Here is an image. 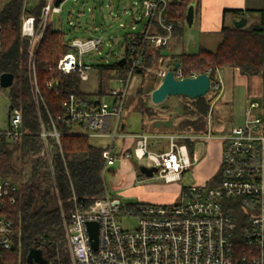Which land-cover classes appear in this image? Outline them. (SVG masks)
<instances>
[{
	"label": "built area",
	"instance_id": "built-area-1",
	"mask_svg": "<svg viewBox=\"0 0 264 264\" xmlns=\"http://www.w3.org/2000/svg\"><path fill=\"white\" fill-rule=\"evenodd\" d=\"M44 1L40 17L25 14L21 27L22 37L30 43V83L37 105L41 94L32 57L51 15L62 14L65 0L60 5H56L57 0ZM175 1H141L142 20H146L140 32L141 42H149L158 48L169 44L173 24L166 19L165 10L169 3ZM137 38V34H131L129 41L135 44ZM68 45L73 51L59 60L57 69L64 74L78 71L80 78L88 80L91 67L83 63L82 57L100 51L103 39H74ZM131 52H136L135 47H131ZM141 61L136 54L128 62L130 77L117 81L120 88L111 91L110 100L97 102L96 99L72 93L63 102L62 114L52 120V132L48 133L41 125L39 136L44 149L38 157L47 160L52 175L54 170L47 138H55L60 145L59 124L71 127L72 134L109 141L103 147V175L115 166L117 160H122L116 140L123 137L124 106L134 89L138 76L135 71L144 69ZM168 71L163 67L152 72L161 83ZM210 73L211 70H208L205 74L210 76ZM174 75L178 80L198 76L196 72L185 75L181 66ZM216 77V81L211 80L210 91L218 92L219 96L223 88L221 69H217ZM52 87L49 84V88ZM260 107L259 102H251L243 124L219 138L223 144L221 176L213 187H207V183L193 185L182 188L179 202L169 205L138 203L133 208H126L119 199L111 198L109 194L89 207L74 198L73 210L65 220L71 264H264V116L254 113ZM26 134L28 131L24 129L21 111L9 110L6 127L0 128V137L17 142ZM167 139L169 150L156 153L149 149L148 135L137 136L133 157L138 162H146L147 168H157L155 175L165 183H180L197 159L191 158L188 146L180 144L178 137ZM17 190L18 184L11 177L0 178V264H3L5 253L15 245L14 223L3 211L7 204H15ZM126 217L136 218L137 226L124 229L120 218ZM239 217L244 222L241 235L237 234ZM88 222L99 225L97 249L92 246Z\"/></svg>",
	"mask_w": 264,
	"mask_h": 264
},
{
	"label": "trees",
	"instance_id": "trees-1",
	"mask_svg": "<svg viewBox=\"0 0 264 264\" xmlns=\"http://www.w3.org/2000/svg\"><path fill=\"white\" fill-rule=\"evenodd\" d=\"M26 1L10 0L0 10V77L4 73L15 76L13 86L6 90L0 88V92L8 91L9 110L21 111L24 129L28 131L17 142L0 137V178L11 177L18 184V190L14 194L15 204H7L3 211L14 223L15 245L5 253L2 263L26 264L30 250L37 248L50 263L71 264L66 246L65 220L73 210L74 198L89 207L108 195L103 175L105 148L93 146L88 137L72 134L71 127L59 124L60 145L55 138H47L54 170L52 175L47 160L38 157L44 149L39 136L41 125L48 133L52 132V120L62 114L63 102L72 93L96 99L97 102L108 99L112 91L108 87L109 83L130 77L128 62L136 54L141 57L144 67L135 71L142 78L136 93L140 98L143 117L158 116L157 111L148 105L150 93L160 83L159 77L152 71L166 67L164 64L168 58H172L170 70L176 63H180L185 75L192 72L200 75L211 70L210 78L213 82L217 80V69L228 67L238 69L248 77H264V11H259L258 21L249 23L247 20L244 28L223 26L220 31L222 41L214 51L201 48L196 53L181 52L166 56L163 52L169 51L168 45L158 48L149 42L143 43L139 38L140 33H135L138 38L133 44L129 41L131 34L126 35L123 59L113 66L99 67V88L95 93L89 94L80 91L81 78L78 71L64 74L57 69L59 60L73 50L68 45L65 33L53 29L49 23L32 57L41 94V101L37 105L30 83V43L22 37L21 27L25 14L40 17L45 1L40 0L39 5L30 12L26 8ZM187 11L188 0H177L167 6L165 17L173 24L172 37L184 36ZM225 13H232L240 20L246 18L249 11L230 10ZM133 23L139 22L133 19ZM131 47H135V53L131 52ZM49 84L53 87L49 88ZM217 97L218 92L210 91L204 97L188 99L192 101V106L191 109L183 106L185 118L178 124V130L196 135L207 134L212 105ZM179 143L187 145L190 155H193L195 141L183 139ZM109 170L114 171L113 168ZM220 176L219 171L208 181L207 187H213L219 182ZM138 177L144 178L140 170ZM137 205L138 203L126 204L125 207L133 208ZM238 215L239 211L236 212V216ZM243 223L239 217L238 235H241Z\"/></svg>",
	"mask_w": 264,
	"mask_h": 264
},
{
	"label": "rangeland",
	"instance_id": "rangeland-1",
	"mask_svg": "<svg viewBox=\"0 0 264 264\" xmlns=\"http://www.w3.org/2000/svg\"><path fill=\"white\" fill-rule=\"evenodd\" d=\"M10 0H0V10L3 5ZM142 0H65L62 4V14H52L50 17V24L55 30H62L66 35V40L72 41L74 39H87V38H102L103 45L100 47V51L90 52L82 57L83 63L90 68L88 71V80H83L81 78L80 82V91L83 93H95L100 85L99 80V67L103 66H113L115 63L121 61L124 57V40L126 35L140 33L146 23V20L143 19V12L141 5ZM26 8L29 12L35 9L40 0H27ZM134 17V18H133ZM136 18V21L139 23H133V19ZM251 22V21H250ZM135 26V30H133ZM193 35L191 32V28L186 25L184 36L172 37L168 48L172 52V55H175V51L178 52H186V53H196L199 51V46L195 45V41H189V36ZM186 41V43L184 42ZM182 43H185L183 45ZM181 45L185 47V49L181 48ZM199 45V44H198ZM31 50V49H30ZM172 62V58H168L165 62L166 68L170 70V65ZM224 87L231 86V80H227V76L222 75ZM142 83V82H141ZM137 85V82H136ZM135 85V86H136ZM160 85H156L157 87ZM135 86L132 94L126 99L125 106L128 105L129 110H125L127 113V130L128 132H136L140 131L142 127V116L139 112H137V108L140 106V98L137 96V88L135 90ZM108 87L110 89L117 90L120 88L119 83L112 81L109 83ZM151 98V96H150ZM110 100V97H108ZM178 105L179 111H174L170 106H165L169 102H174ZM223 100L216 103L213 107V115L210 118V127L214 131L212 134L214 137L220 138L221 136H225L227 132L224 131L227 127H236L241 125V116L240 113L235 112V116H233V120L227 118L223 111H226L225 108L222 107ZM154 105V104H153ZM189 106L191 109L192 101L183 98V97H173L167 99L163 104L154 105L157 113L161 114V116L166 117L173 121V124L178 127V124L184 120L183 114V106ZM124 106V107H125ZM10 108V99L8 91L0 92V128H5ZM126 109V108H125ZM140 109V108H139ZM261 116H264V110L260 111ZM160 116V118H161ZM229 117V116H228ZM219 127V131L216 130ZM230 128V129H231ZM178 129V128H177ZM176 129V130H177ZM221 131V132H220ZM178 132V131H176ZM180 133V132H178ZM211 133V132H210ZM226 133V134H225ZM206 136H208L206 134ZM205 136V137H206ZM120 139L116 140V144L120 147ZM214 142L216 140H213ZM208 140H203L200 142L199 146H197L196 152L198 153L197 162H204V158L207 154L206 144ZM90 143L95 147H106L109 141L106 139L100 138H90ZM156 145L159 144V148L161 151L169 150L168 139L165 136H162L160 139L155 140ZM120 152V149L118 148ZM137 162V163H136ZM202 162L200 164H202ZM146 162H138L134 161L132 163L131 169H128V172H131L134 179L133 184L130 187H121V163L117 160L115 166L113 167L114 171L107 170L104 174L105 186L108 191L109 197L118 198L121 203L126 204H134L139 203L141 199L139 196L135 195H126L125 192L128 189L134 187L144 188V190L149 193H170L175 194L177 191L176 186H168L163 180L159 179L157 175L153 178H139V170L138 167L145 166ZM196 164L193 166L191 171H188L184 179L180 182L179 185L184 187H190L193 185H201L203 180H200V177L196 175ZM126 182V180H125ZM180 197H176L174 202H179ZM151 205H161L164 202H140ZM173 203V202H172ZM120 222L124 229H133L137 226L136 218H120ZM67 246V244H66ZM27 264V261H26Z\"/></svg>",
	"mask_w": 264,
	"mask_h": 264
},
{
	"label": "crops",
	"instance_id": "crops-1",
	"mask_svg": "<svg viewBox=\"0 0 264 264\" xmlns=\"http://www.w3.org/2000/svg\"><path fill=\"white\" fill-rule=\"evenodd\" d=\"M189 7L194 8V25L191 28V32H193L192 40L195 41L196 46H199V49L203 48L206 50L214 51L222 41V35L220 33L222 27H230L234 25L235 21H237V19L232 13L225 12L230 10H242L244 12L249 11V13H247L246 19L249 20V23H253L258 21L260 18L259 11H264V0H188V8ZM134 20H136V18ZM192 40L188 41V43ZM184 42L186 43V41ZM185 43L182 44L185 45ZM183 45H181V48L185 49ZM178 51L179 50L175 51V54L181 53V50L180 52ZM168 52L172 54L170 49ZM224 74L227 76V80H231V86L224 87L223 82L222 91L213 103L212 108L216 105V103L223 100L221 105L226 110L223 112L227 116V118L233 120L235 112H238L240 113L239 115L241 116V123L243 124L251 102L257 101L260 103L261 107L260 109L255 110L254 113L261 115L260 111L264 110V77H248L243 75L238 69L229 67L221 69V78ZM141 82L142 78L140 76H136L134 81V86L136 85L135 90L139 87ZM148 105L154 110L159 109L153 105V103L151 102V98L148 100ZM166 105L170 106L176 112L179 111L178 105L175 104V101L169 102L168 104H165V106ZM139 108H137L136 111L139 112L142 116ZM125 110L131 111V109H129L128 105L124 107V116L122 121L123 137L120 138L121 145L120 147H118L120 149V156H122V160H118L120 161L122 168L120 170V177L122 180L121 187H130L133 184V180L136 179L133 177L131 172H128V169H131L132 163L134 164V161L136 160L133 157L132 152L134 151L137 142V136L139 135L149 136V149L156 153L163 152L160 150L159 144L156 145L155 143V140L160 139L162 136H165L166 138L170 136H176L179 138L178 142L183 139H190L192 141H195L193 155H190L191 158L194 157L195 159H197L198 156V153L196 152L197 146H199L200 142H202L203 140H208L206 144L207 154L204 158L205 161H198V163H196L195 173L200 177V180H203V183L201 185L208 183V181L212 180L219 173L222 164L223 144L218 137L215 138L212 134L214 129L212 128V125L210 127V118L214 113L213 110L212 115L209 117L208 120V136H206V134L196 135L187 131L182 132L177 129V126L173 124L172 120L161 116V114L159 113L158 116L154 118L142 116L143 125L141 127V130L136 132H128L126 131L128 114L125 113ZM230 128L227 127L222 132L229 133L233 127L231 129ZM216 130L219 131V127H217ZM213 140L216 141L214 142ZM201 162L202 164H200ZM179 184L180 183L168 184V186H176L177 191L175 194H158L151 192L147 193L143 187L139 188L134 186L131 189H128L125 194L139 196V198L141 199L140 202L152 203L157 201L164 202L161 205H169L172 204V202L174 203V199L176 197L180 196L181 190L184 186Z\"/></svg>",
	"mask_w": 264,
	"mask_h": 264
},
{
	"label": "water",
	"instance_id": "water-1",
	"mask_svg": "<svg viewBox=\"0 0 264 264\" xmlns=\"http://www.w3.org/2000/svg\"><path fill=\"white\" fill-rule=\"evenodd\" d=\"M64 0H57L56 5H60ZM186 23L192 28L194 25V8L189 7L186 15ZM247 25V19L242 18L234 22V26L238 29ZM1 27H0V50H1ZM193 39V35L189 36V41ZM169 56L168 51L163 52ZM180 67V63H176L174 67L168 71L160 85L151 93V102L154 105L162 104L169 97H186L195 100L206 96L211 89V78L207 74H200L195 78H185L178 80L175 78L174 72ZM15 82V76L12 73H4L0 77V87L2 89H10ZM157 168H147L140 166L141 174L146 178H153L157 173ZM88 230L90 233L92 246L94 249L98 247L99 225L97 222H88ZM27 264H52L43 257L41 250L31 249L27 256Z\"/></svg>",
	"mask_w": 264,
	"mask_h": 264
},
{
	"label": "flooded vegetation",
	"instance_id": "flooded-vegetation-1",
	"mask_svg": "<svg viewBox=\"0 0 264 264\" xmlns=\"http://www.w3.org/2000/svg\"><path fill=\"white\" fill-rule=\"evenodd\" d=\"M43 257L45 258V256L43 255ZM46 259V258H45ZM47 260V259H46Z\"/></svg>",
	"mask_w": 264,
	"mask_h": 264
}]
</instances>
